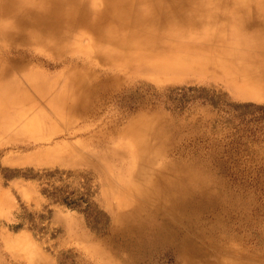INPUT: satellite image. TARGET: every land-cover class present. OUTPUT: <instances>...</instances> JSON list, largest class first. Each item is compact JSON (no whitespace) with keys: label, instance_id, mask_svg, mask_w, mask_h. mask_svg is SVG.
Returning <instances> with one entry per match:
<instances>
[{"label":"rangeland","instance_id":"rangeland-1","mask_svg":"<svg viewBox=\"0 0 264 264\" xmlns=\"http://www.w3.org/2000/svg\"><path fill=\"white\" fill-rule=\"evenodd\" d=\"M229 19L152 69L129 45L135 61L113 68L80 28L60 53L0 36V67L13 59L30 96L0 101V264H264V38L239 39ZM68 59L92 71L88 112L50 108L30 84L39 72L62 89Z\"/></svg>","mask_w":264,"mask_h":264},{"label":"bare ground","instance_id":"bare-ground-1","mask_svg":"<svg viewBox=\"0 0 264 264\" xmlns=\"http://www.w3.org/2000/svg\"><path fill=\"white\" fill-rule=\"evenodd\" d=\"M228 2L232 9H241L244 13L242 18L247 19L229 17L228 11L220 10V0H0V36L5 39L19 37L26 41L32 39L41 47L59 52L69 43L71 34L76 35V29L80 28L96 36L101 44V50L106 48L102 53L107 54L100 53L99 59L113 65V68L128 67L135 61L130 59L129 55L120 54L118 51L119 47L129 45L136 49L131 57L138 58L136 61L143 66L148 65L147 57H156L157 61L147 66L152 69L168 50L187 49L188 44L185 46L181 43L184 37L191 31L197 33L206 20L230 18L228 21L236 27L239 39L250 37L249 41L254 44L263 43L261 40L264 38V24L261 25L263 27L260 31L254 29L256 24L261 23L251 20V10L264 12V0ZM98 5H102V8H98ZM244 28H247V31L242 30L241 34H237ZM169 37H173L178 43L169 46L165 41ZM158 39L164 40L163 43H158ZM66 58L67 55L62 59L63 62ZM6 59L11 67H0V101L10 99L12 104H16L29 99L30 96L12 76L10 68L12 69L16 62L10 58ZM66 61L69 62L70 70L62 89L58 82H47L45 79L47 75L39 72H29L27 76L30 84L37 99H47L50 108L60 110L69 106L67 110L72 112H88L92 107L89 95L97 89V85L94 86L87 81V74H92V71L86 62H73L71 59ZM104 80L103 78L102 81ZM69 98L70 104L67 102ZM2 113H5L4 109H0V114ZM139 145L144 146L146 142L142 140ZM138 175L143 176L142 173Z\"/></svg>","mask_w":264,"mask_h":264}]
</instances>
